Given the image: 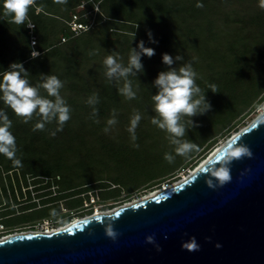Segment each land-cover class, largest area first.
Returning <instances> with one entry per match:
<instances>
[{"label": "trees", "instance_id": "16d2710c", "mask_svg": "<svg viewBox=\"0 0 264 264\" xmlns=\"http://www.w3.org/2000/svg\"><path fill=\"white\" fill-rule=\"evenodd\" d=\"M82 1L86 0H68L67 4L36 0L35 5L40 9L43 5V8L36 14L31 7L28 14L36 26L32 32L36 40L34 45L30 43L28 28L10 23L0 9V71L7 70L11 63H21L33 85L41 74L56 75L65 82L60 94L71 108V118L63 130L51 136L57 127L55 123L46 125L44 131H33L38 122L36 117L25 124L0 101V110L12 121L10 131L16 138L17 158L22 162V167H17L0 155V179L2 173L12 172L19 190L18 175L26 185L28 178L35 179L32 184L34 197L27 192L31 201L51 195L55 185L58 192L41 201L42 209L36 208L35 203L25 207L41 211L29 220L24 215L14 218L9 216L12 213L3 215L6 218L1 224L8 231L16 225L56 219V206L52 207V203L66 199L69 210L78 209L82 206L81 195L88 199V192L98 190L101 201L116 199L121 191L130 194L141 186L164 182L165 177L181 165L180 168L190 164L196 167L216 146L219 135L229 139L238 131L237 119L242 118L246 110L251 111L264 103V82L258 80L264 78V10L259 7L260 0H93L100 11L95 26L71 37L65 21ZM197 3H202L203 7L197 8ZM132 32H135L133 40L129 35ZM149 32L155 43L150 42ZM63 36L68 40L62 43ZM140 41H144L145 47L154 49L155 54L141 58L143 71L136 78L130 77L136 98L128 100L118 92L123 81L106 79L103 60L107 54L117 52L126 64L130 48H136ZM32 51L40 55L33 59ZM93 51L96 54L90 56L89 52ZM163 54L183 57L172 67L192 62L198 74L196 84L205 91L206 101L211 105V110L204 115L191 118L199 126L189 129L190 139L197 134L202 136L198 150L158 177L132 189L112 188L93 173L96 163L107 156L111 145L124 141L128 145L130 133L127 129L133 110L142 115L135 135H140L142 129L156 127L150 122L155 115L151 96L157 93L153 81L158 73L168 70L162 63ZM209 84L217 85L218 92H211ZM93 93L99 96L100 102L95 106L98 109L95 119L99 123L90 118L92 108L86 104ZM41 95L46 93L41 90ZM114 108L118 112V123L105 133L103 129ZM189 158L190 161L183 164Z\"/></svg>", "mask_w": 264, "mask_h": 264}, {"label": "water", "instance_id": "95a60500", "mask_svg": "<svg viewBox=\"0 0 264 264\" xmlns=\"http://www.w3.org/2000/svg\"><path fill=\"white\" fill-rule=\"evenodd\" d=\"M234 139L252 156L233 161L230 182L209 189L201 169ZM147 236L155 243H145ZM191 237L199 251L181 250ZM0 264H264V112L185 179L152 196L51 233L6 236L0 240Z\"/></svg>", "mask_w": 264, "mask_h": 264}, {"label": "clouds", "instance_id": "9594fccd", "mask_svg": "<svg viewBox=\"0 0 264 264\" xmlns=\"http://www.w3.org/2000/svg\"><path fill=\"white\" fill-rule=\"evenodd\" d=\"M68 0H56L58 4H67ZM36 3V0H2L0 9L3 16L9 18L10 23L18 26L25 25L29 29L35 28V24L29 19V10ZM41 9L43 5H40ZM197 8H202V3L196 4ZM259 7L264 10V0H260ZM138 25H136V28ZM131 40L135 38V32L129 34ZM149 40H152L151 33H148ZM96 52H89V55H95ZM154 49L145 47L144 41H140L136 48H130L128 60L125 64L123 57L117 52L107 54L103 60L104 75L109 82L123 81V86L119 87L118 92L128 100L136 98V91L133 89V81L130 77H135L143 71L142 57H152ZM40 53L31 52L33 59ZM183 57L177 55L173 58L169 54L162 55V63L168 66L167 71L158 73L153 81V87L157 93L151 96L152 111L155 113L150 118L152 125L166 133V140L173 146L176 155L188 157L192 152L198 150V145L185 139L186 131L198 127L191 119L192 117L204 115L211 110V105L206 101L205 91L196 84L197 73L192 66L191 61H187L180 67H172ZM35 85L30 80L29 73L24 69L21 63H11L7 70L0 71V101L11 110L23 123L27 124L37 118L38 122L34 125L33 131H44L46 125L56 124V130L51 132L55 136L56 131H62L64 124L71 118V108L67 101L60 94L64 88L65 82L61 81L56 75H39ZM207 87L211 92L217 93V85L209 84ZM43 90L46 95H41ZM99 96L93 93L86 100V104L92 108L90 118L95 123H99L98 109ZM118 112L114 108L111 112V118L107 120V126L103 129L108 133L117 121ZM142 115L138 110H133L130 119V125L127 131L130 133V139L133 141V147L139 148L134 143L137 139L135 130L138 127ZM12 121L4 110H0V155L11 160L17 167H22V162L17 158L16 138L10 131ZM251 150L244 144H238L234 139L227 145L221 147L212 162H207L201 169L205 175V185L209 189L222 187L231 180L230 165L233 161L242 158H251ZM175 157L171 153H165L164 160L172 163ZM107 236L115 238L116 233L111 227L106 229ZM145 243L154 244V237H145ZM199 244L195 237L181 244V250L188 252L199 251ZM217 248L220 245H216ZM157 247V251H159Z\"/></svg>", "mask_w": 264, "mask_h": 264}, {"label": "rangeland", "instance_id": "374dc122", "mask_svg": "<svg viewBox=\"0 0 264 264\" xmlns=\"http://www.w3.org/2000/svg\"><path fill=\"white\" fill-rule=\"evenodd\" d=\"M91 1L93 2V0ZM258 80L262 81V83L264 82V78H261V80L259 78ZM263 108L264 103L261 107H255L251 111H249L250 109L246 110L244 112L246 114L243 117L241 116L242 118L237 119L238 122L236 125V130L239 131L243 127L247 126L259 114H261V110ZM121 134L122 138L124 139V133ZM232 135L233 133L229 137H231ZM190 136L191 132L187 130L185 139H188L195 144H198L202 138L200 134L194 135L195 138L192 137V139H190ZM136 137L137 139L134 143L138 144L139 148H134L133 141H131V139L129 138L128 145L124 144L125 141L120 145H111L108 148L109 152L105 154L107 156H105L102 160L97 161L96 163L93 173L102 178L106 183L110 184L112 188L118 187L123 190L132 189L133 187L138 186L140 183L145 182L148 179L158 177L160 174L168 171L183 158L175 154L173 146L169 145L168 141L165 138L166 133L162 130L157 129L156 127L142 129L140 135H136ZM227 138L228 137L219 135L216 146L207 153L206 157L217 146H220L221 144L226 142L228 140ZM204 147L205 146L200 148L199 151L204 149ZM165 153H171L175 157L172 163H168L164 160ZM196 155H194L193 157H196ZM190 159L191 158L187 159L183 164L190 161ZM194 166L195 165L191 167L190 164L186 168H180L182 167L181 165L174 171L173 174L165 177L164 182L155 184L151 187L150 185L141 186L130 194H128L127 191H121L116 199L111 198L101 201L99 197L100 192H98V190H95L94 193L88 192V199H86V195H81V197L83 198L82 206L78 209L69 210L66 204L68 200L66 199L59 201L57 204L52 203L50 204L54 205L52 207L56 206L54 208L56 209L54 213L56 219L45 218L43 220H37L35 222L16 225L11 227V230L9 231L4 224H1L2 220L6 218L2 217L3 215L12 213L14 215H11L10 217L14 218V216L16 215L19 216V214L25 213L23 214L24 217L29 220L39 215L41 211L31 209L20 213L21 210L25 209L24 207L29 206L31 203H35L36 208L42 209L41 201L46 198L48 199L49 197H54L58 192L57 186L55 185L51 188V195L43 198H36L31 202H26L28 200V191H30V195L32 198L35 195V193L32 192V184H34L33 181H35V179L28 178L26 180V185L24 184L21 176L18 175L17 177L20 185L19 190L15 175L12 172H9V174L2 173V179H0V239H3L2 237L6 236L5 234L13 235L18 233L52 231L61 227L60 223H62V221H65L62 225L65 226L72 221L89 215H93L96 213L98 214L101 212H111L118 207H122L132 202L146 198L155 191H160L164 188L176 184L181 179H183L184 176H188L190 171L195 168ZM43 182L46 183V180L43 179ZM22 197L26 198L22 199ZM88 211H91V214H88Z\"/></svg>", "mask_w": 264, "mask_h": 264}, {"label": "built area", "instance_id": "2783aa9c", "mask_svg": "<svg viewBox=\"0 0 264 264\" xmlns=\"http://www.w3.org/2000/svg\"><path fill=\"white\" fill-rule=\"evenodd\" d=\"M88 5H90L92 8L88 9L87 7ZM32 7L35 9L36 14L41 11V9L38 8L35 4ZM99 13L100 11H99L97 4H94L91 0L82 1L75 8V10L70 14L69 20L65 21L66 25L68 26L71 32V37L79 36L80 34L85 33L89 31L90 29H92L96 24V17H97V14ZM33 29L28 28L29 34H30L31 45H34L36 41L35 36H33L32 34ZM67 40L68 38L65 36L61 38L62 43ZM43 232L45 233L47 231H42L40 233H43ZM5 237L6 236H3L2 238H5Z\"/></svg>", "mask_w": 264, "mask_h": 264}, {"label": "bare ground", "instance_id": "6f19581e", "mask_svg": "<svg viewBox=\"0 0 264 264\" xmlns=\"http://www.w3.org/2000/svg\"><path fill=\"white\" fill-rule=\"evenodd\" d=\"M264 112V108L261 110V113H263ZM260 113V112H259ZM218 147V146H217ZM194 170V169H193ZM192 170V171H193ZM192 171H190V173L192 172ZM187 176H184L183 177V179H185ZM156 193H158V191H155V192H153L150 196H152V195H154V194H156ZM102 213V212H101ZM97 214V213H96ZM53 231V230H52ZM52 231H47V232H45V233H51ZM34 233V232H33ZM36 233H40V232H36ZM44 233V232H43ZM1 240V239H0Z\"/></svg>", "mask_w": 264, "mask_h": 264}, {"label": "flooded vegetation", "instance_id": "af4514ba", "mask_svg": "<svg viewBox=\"0 0 264 264\" xmlns=\"http://www.w3.org/2000/svg\"><path fill=\"white\" fill-rule=\"evenodd\" d=\"M26 197H22V199H25ZM26 202H31V200H27ZM25 208V207H24ZM26 211V209L25 210H21V212L20 213H22V212H25ZM23 214H25V213H22V214H19V215H23ZM11 215H14V214H10L9 216H11ZM16 216H18V215H16ZM11 230V229H10ZM5 231V230H4ZM6 236H8V235H10V234H5Z\"/></svg>", "mask_w": 264, "mask_h": 264}, {"label": "crops", "instance_id": "0c3cea01", "mask_svg": "<svg viewBox=\"0 0 264 264\" xmlns=\"http://www.w3.org/2000/svg\"><path fill=\"white\" fill-rule=\"evenodd\" d=\"M39 8V7H38Z\"/></svg>", "mask_w": 264, "mask_h": 264}]
</instances>
